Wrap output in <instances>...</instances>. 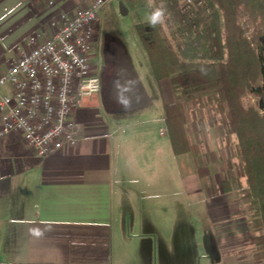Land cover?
I'll use <instances>...</instances> for the list:
<instances>
[{"label":"crops","instance_id":"obj_1","mask_svg":"<svg viewBox=\"0 0 264 264\" xmlns=\"http://www.w3.org/2000/svg\"><path fill=\"white\" fill-rule=\"evenodd\" d=\"M89 1L0 0V72L49 35L50 20ZM127 9L106 0L95 23V39L122 48L123 96L85 97L74 112L76 143L47 157L17 132L0 139V264H264L246 245L261 232L248 224L244 181L222 190L227 167L214 128L188 133L198 153L174 154L165 105L188 96L151 66L146 90L106 26ZM209 113L195 110L200 119Z\"/></svg>","mask_w":264,"mask_h":264},{"label":"trees","instance_id":"obj_2","mask_svg":"<svg viewBox=\"0 0 264 264\" xmlns=\"http://www.w3.org/2000/svg\"><path fill=\"white\" fill-rule=\"evenodd\" d=\"M128 8L145 6L149 20L136 25L155 79L169 78L183 102L165 105V124L174 154L199 152L188 133L214 128L222 141L226 171L223 191L241 187L248 200V224L261 232L246 245L264 259V0H124ZM261 26L255 45L236 20L239 7ZM161 16L152 22V14ZM223 18L221 24L220 13ZM253 93L255 105L244 104ZM209 108L204 119L195 110Z\"/></svg>","mask_w":264,"mask_h":264},{"label":"built area","instance_id":"obj_3","mask_svg":"<svg viewBox=\"0 0 264 264\" xmlns=\"http://www.w3.org/2000/svg\"><path fill=\"white\" fill-rule=\"evenodd\" d=\"M105 3L90 0L50 20L49 35L0 72V139L17 132L42 158L76 143L74 112L85 97L102 91L91 49Z\"/></svg>","mask_w":264,"mask_h":264},{"label":"rangeland","instance_id":"obj_4","mask_svg":"<svg viewBox=\"0 0 264 264\" xmlns=\"http://www.w3.org/2000/svg\"><path fill=\"white\" fill-rule=\"evenodd\" d=\"M116 13L117 14H113L111 16L112 21H110V24L108 23L106 26L108 27V29H113L114 31H116L118 35L121 37L124 43V46H125L124 48L126 50V53L129 59L131 58L130 59L131 64H133V67L135 68V70L138 71V74L141 78V81L143 82L144 87L149 92L148 85H147V77H150L151 75L150 63H149L147 54L140 42L138 32L136 30L137 24H142L149 19V11L146 8L140 6L136 8H129L126 10L125 13L119 10ZM219 13H220V20L222 24L223 18H222L220 11ZM236 20L242 30L243 35L254 46L255 45L254 35L258 33V29L261 25L258 22H254L253 20H251L247 14V11L244 9V7H241V6L238 8V11L236 13ZM95 29L96 27H94L93 38H95V34L98 32V29H97V32L95 33ZM99 45L101 46V41H99L98 46ZM109 45L111 48L110 49L111 54H110V57L107 63L108 73H107L106 79H104V84H103L104 88L102 91H105V90L107 91L110 89V86H112L113 90H116L117 93H120L123 96L122 92L124 88L117 84L120 82H118L119 80L116 79L117 76L115 73L118 70H123V68L127 67V64H126V61L124 60L122 48L120 47V45L116 44L115 42H110ZM100 50L95 60V66H96L97 73L102 71L103 60H102ZM262 81H264V76L263 78L261 77L258 81H256L255 84L256 85L260 84L262 83ZM243 100H244L243 101L244 104L255 105L258 98L253 93L248 92L243 97ZM155 101H159V99H156ZM176 177L177 176H175L174 179H177ZM176 184L177 183L174 181V185H173L174 190L179 189L178 185ZM189 209H192V208L189 207Z\"/></svg>","mask_w":264,"mask_h":264},{"label":"flooded vegetation","instance_id":"obj_5","mask_svg":"<svg viewBox=\"0 0 264 264\" xmlns=\"http://www.w3.org/2000/svg\"><path fill=\"white\" fill-rule=\"evenodd\" d=\"M99 41H101V46L100 45L98 46ZM110 42L111 41H106L104 39V37H101L99 39H95L94 38L93 43H92L91 57H92V60L94 62V65H95V60H96L97 54L99 53V50L101 49L100 50V53H101L102 60H103V63H102V71L101 72H98L97 74H99V76L101 78V81H102V90L104 88V85H103L104 84V79H106L107 73H108V69H107L108 64L107 63H108V59H109L110 54H111L110 53V49L111 48H110V45H109ZM124 60H125V58H124ZM95 71H96V66H95ZM115 74L117 76L116 79H118L119 76H118L117 72ZM107 91H109L114 96H117V94L118 95H121V94L117 93L116 90H113L112 86H110V89L107 90Z\"/></svg>","mask_w":264,"mask_h":264},{"label":"clouds","instance_id":"obj_6","mask_svg":"<svg viewBox=\"0 0 264 264\" xmlns=\"http://www.w3.org/2000/svg\"><path fill=\"white\" fill-rule=\"evenodd\" d=\"M160 16H161V12H160L159 10L155 11V12L152 14V22H155L156 19H157L158 17H160Z\"/></svg>","mask_w":264,"mask_h":264},{"label":"water","instance_id":"obj_7","mask_svg":"<svg viewBox=\"0 0 264 264\" xmlns=\"http://www.w3.org/2000/svg\"><path fill=\"white\" fill-rule=\"evenodd\" d=\"M126 91H127V90H126ZM126 91H125V92H126Z\"/></svg>","mask_w":264,"mask_h":264}]
</instances>
